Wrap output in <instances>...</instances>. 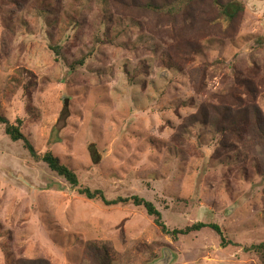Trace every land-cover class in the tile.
<instances>
[{
    "label": "rangeland",
    "instance_id": "rangeland-1",
    "mask_svg": "<svg viewBox=\"0 0 264 264\" xmlns=\"http://www.w3.org/2000/svg\"><path fill=\"white\" fill-rule=\"evenodd\" d=\"M176 2L0 0V115L78 178L0 125V264H85L87 242L114 264H261L243 248L264 244V0L144 8ZM215 3L243 10L223 22ZM82 188L143 198L169 230L216 224L231 243L208 228L174 240L142 208Z\"/></svg>",
    "mask_w": 264,
    "mask_h": 264
},
{
    "label": "trees",
    "instance_id": "trees-1",
    "mask_svg": "<svg viewBox=\"0 0 264 264\" xmlns=\"http://www.w3.org/2000/svg\"><path fill=\"white\" fill-rule=\"evenodd\" d=\"M190 1L191 0H178V2H176L174 5L173 4L166 5L165 7H156L152 4H146L144 8L155 12H165V13L173 14L175 12L180 11L184 3L187 5ZM215 5L217 6L219 11V17L223 22H232L235 16L243 10V7L238 4L227 3L225 5H221L219 3H215ZM83 62L84 60L81 57L77 59L74 63L83 64ZM253 115H254L253 122L255 125L254 133L257 136L255 139H256V145H258L259 142L264 143V119L260 117V114L257 110L253 111ZM242 119L243 116L240 115L239 118L238 117L234 118V120L231 121L230 125L233 127L236 124H238V122H241ZM0 125L3 126L5 135H7L12 142L22 143L24 149L27 151V153L32 159L43 162L49 168V170L56 173L59 177L63 178L71 187L76 188L78 186V178L76 174L67 166L62 164L55 155H53L50 151H46L42 155L35 151L31 142H29L21 132V125H22L21 120L17 119L13 123H10L5 117L0 115ZM89 150L93 163H97L99 161L98 159L99 154L97 150H95L93 145L89 146ZM78 192L80 195H83L89 200L99 199L106 206H115L120 204L122 205V204L131 203V205L134 207L142 208L146 212V214L152 218L154 225L159 229V231L165 235H169L174 240L177 239L179 236H186L191 233L200 232L201 230L208 228L214 231L221 238V244H220L221 247L227 246L228 244L231 243L227 241L225 237L222 235L221 229L216 224H212V223L196 222L189 226H185L182 229L169 230L163 223L161 214L155 208V206L151 202L146 201L145 199L140 198L138 196H131L128 198L117 197L112 200H107L100 190L92 191L89 188H82L79 189ZM243 251L252 252L257 256L261 264H264L263 243L245 247L243 248ZM83 254H84V260H89V262L85 264H114V258H113L114 253L111 250V248L108 247L106 244L87 242L85 244ZM19 264H48V263L44 261H37V262L22 261Z\"/></svg>",
    "mask_w": 264,
    "mask_h": 264
},
{
    "label": "water",
    "instance_id": "water-1",
    "mask_svg": "<svg viewBox=\"0 0 264 264\" xmlns=\"http://www.w3.org/2000/svg\"><path fill=\"white\" fill-rule=\"evenodd\" d=\"M161 263H162L161 261L160 262L159 261L156 262V264H161Z\"/></svg>",
    "mask_w": 264,
    "mask_h": 264
}]
</instances>
